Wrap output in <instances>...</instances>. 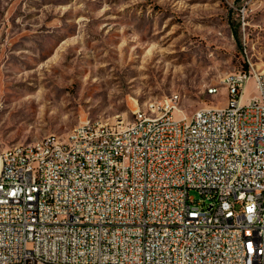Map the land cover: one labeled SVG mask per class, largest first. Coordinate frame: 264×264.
<instances>
[{"label": "built area", "instance_id": "obj_1", "mask_svg": "<svg viewBox=\"0 0 264 264\" xmlns=\"http://www.w3.org/2000/svg\"><path fill=\"white\" fill-rule=\"evenodd\" d=\"M222 82L2 149L0 264H264V71Z\"/></svg>", "mask_w": 264, "mask_h": 264}, {"label": "rangeland", "instance_id": "obj_2", "mask_svg": "<svg viewBox=\"0 0 264 264\" xmlns=\"http://www.w3.org/2000/svg\"><path fill=\"white\" fill-rule=\"evenodd\" d=\"M248 67L264 71V0H0V151L173 94L187 115L224 106Z\"/></svg>", "mask_w": 264, "mask_h": 264}, {"label": "bare ground", "instance_id": "obj_3", "mask_svg": "<svg viewBox=\"0 0 264 264\" xmlns=\"http://www.w3.org/2000/svg\"><path fill=\"white\" fill-rule=\"evenodd\" d=\"M212 94H215V93H212ZM179 111H181V112H182V110H181V109H179ZM87 121H95V119H87Z\"/></svg>", "mask_w": 264, "mask_h": 264}, {"label": "crops", "instance_id": "obj_4", "mask_svg": "<svg viewBox=\"0 0 264 264\" xmlns=\"http://www.w3.org/2000/svg\"><path fill=\"white\" fill-rule=\"evenodd\" d=\"M246 97V94H245V96H244V98Z\"/></svg>", "mask_w": 264, "mask_h": 264}]
</instances>
